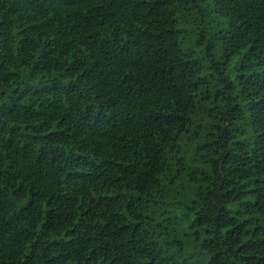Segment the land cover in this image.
Instances as JSON below:
<instances>
[{
    "label": "trees",
    "instance_id": "1",
    "mask_svg": "<svg viewBox=\"0 0 264 264\" xmlns=\"http://www.w3.org/2000/svg\"><path fill=\"white\" fill-rule=\"evenodd\" d=\"M0 264H264V0H0Z\"/></svg>",
    "mask_w": 264,
    "mask_h": 264
}]
</instances>
